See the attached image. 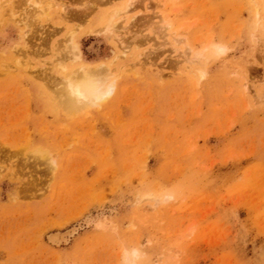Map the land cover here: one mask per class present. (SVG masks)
Instances as JSON below:
<instances>
[{"label":"rangeland","instance_id":"rangeland-1","mask_svg":"<svg viewBox=\"0 0 264 264\" xmlns=\"http://www.w3.org/2000/svg\"><path fill=\"white\" fill-rule=\"evenodd\" d=\"M0 264H264V0H0Z\"/></svg>","mask_w":264,"mask_h":264},{"label":"bare ground","instance_id":"bare-ground-1","mask_svg":"<svg viewBox=\"0 0 264 264\" xmlns=\"http://www.w3.org/2000/svg\"><path fill=\"white\" fill-rule=\"evenodd\" d=\"M112 25L113 23L110 21L105 26L111 30ZM69 40L70 42L72 41L71 38ZM85 66H80L79 69L65 73L66 75L64 74L65 77L61 82L62 86L61 88L59 87L60 90L57 89L59 90L60 99H62L61 101L64 103V107L70 111H75L83 107L100 105V103L105 101L112 91H114L113 82H107L104 79V70L95 71ZM75 230V228H72L65 232H53L48 236L49 242L53 245L66 242Z\"/></svg>","mask_w":264,"mask_h":264}]
</instances>
